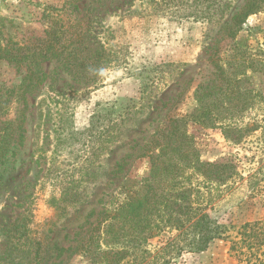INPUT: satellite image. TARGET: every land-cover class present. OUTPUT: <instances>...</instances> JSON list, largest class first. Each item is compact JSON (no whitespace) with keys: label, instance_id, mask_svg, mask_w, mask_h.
Instances as JSON below:
<instances>
[{"label":"rangeland","instance_id":"obj_1","mask_svg":"<svg viewBox=\"0 0 264 264\" xmlns=\"http://www.w3.org/2000/svg\"><path fill=\"white\" fill-rule=\"evenodd\" d=\"M244 1L237 0L231 14ZM63 2L0 0V16L7 27L5 37H10L23 53L45 48L52 27L64 31L59 43L50 50L49 60L41 65L47 80L29 96L22 142H13L0 164V264H30L36 242L42 246L44 264H90L88 258L78 253L88 230V213L101 209V201L118 189L124 173H129L130 177L147 173V159L138 157L141 146L166 115L189 112L196 105L192 97L196 85L205 78H213L209 63L212 41L205 37V22L171 14L170 17L153 14L147 0H74L78 11L67 5L61 9ZM45 6L58 10H48L52 16L45 18ZM246 25L260 26L264 30V12L249 16ZM85 28L88 31L86 41L78 43ZM247 31L242 34L248 36L250 47L255 51L261 47L264 51L261 32L257 37H249ZM68 41L73 42L63 54H58L59 44ZM101 46L110 47L118 60L99 71L101 83L96 89L87 88L72 76L78 67H66L64 59L71 48L77 57L87 55L89 58L88 55L92 56ZM163 63L172 66L160 71ZM172 69L175 70L169 75ZM25 73L24 62L0 59V89L18 86ZM160 75L166 81L159 84L158 97L152 100L151 106L141 108L143 84ZM262 81L263 78L256 76L250 83L242 82L240 88L255 90ZM41 101H44L45 116L38 143L34 145ZM259 107L257 102L250 105L237 123L251 124L260 116ZM120 118L125 123H121L118 141L104 152L95 179L86 185L87 197L68 215L60 214L48 202L52 195H59L56 182L60 180L44 177L53 152L52 161L58 175L67 177L74 167L87 163L84 157L89 156L98 142L95 129L107 127ZM91 126L95 128L89 135L86 130ZM189 130L194 133L201 159L230 158L237 164L242 179L214 204L211 211L212 215L229 223L225 236L211 242L202 252L183 254L175 264H264V181L256 184L254 194L248 183L249 175L261 166L260 159L264 160L262 131L257 130L234 144L217 126L191 124ZM60 133L65 138L56 142L55 137ZM127 155L130 157L125 159L123 172L118 174L117 165ZM25 215L29 219L28 234L23 237L18 252L12 253L5 237L6 229ZM245 222H256L254 239L240 234ZM162 237L166 238L167 234ZM155 241L157 238L153 243Z\"/></svg>","mask_w":264,"mask_h":264},{"label":"trees","instance_id":"obj_2","mask_svg":"<svg viewBox=\"0 0 264 264\" xmlns=\"http://www.w3.org/2000/svg\"><path fill=\"white\" fill-rule=\"evenodd\" d=\"M236 1L147 0L146 4L153 9V14H166L169 17L171 14L206 23L204 34L212 41L209 63L213 68V78H205L196 85L192 91L196 105L189 112L166 115L161 125L141 146L138 157L147 159V173L140 177H130L129 173H124L118 189L101 201V209L88 213L86 223L89 226L78 253L88 258L90 264H175L183 254L202 252L211 242L225 236L229 223L222 221V217L212 215L211 211L214 204L242 176L237 164L230 158L215 161L201 159L194 133L190 132L189 127L191 124L217 126L225 138L234 144H239L245 136L257 130L262 131L264 138V51L261 47L253 50L248 43V36L242 34L248 30L249 37H257L259 32L264 36L260 26L246 25L249 16L264 12V0H245L231 14ZM66 5L73 11L79 10L74 0H64L61 9ZM48 10L58 8L45 6L43 17L52 16ZM6 29L5 19L0 16V59L24 62L26 73L18 86L0 89V164L10 145L22 142L29 96L47 80L41 65L49 60L52 54L50 50L56 47L64 33L52 27L45 48L23 53L19 47H15L10 37H5ZM87 34L85 28L78 43L86 41ZM72 42L59 44L58 54H63ZM87 47L84 45L86 50ZM72 50L64 59L66 67H78L73 78L91 89H96L101 83L99 71L118 60L110 47L101 46L92 52V56L88 55L89 58L87 55L79 58ZM170 66L171 63H163L159 69L161 71ZM256 76L263 78L258 89L240 88L242 82L250 83ZM164 80L165 77L160 75L143 84L141 108L152 105V100L158 97L159 84L165 83ZM255 102L259 103L260 116L254 118L251 124L239 125L237 120ZM43 103L41 101L37 109L38 129L34 145L38 143L40 126L45 116ZM123 119L114 120L100 130L95 129L98 142L89 151V156L84 157L87 163L74 167L67 177L58 175L52 161L53 152L44 177H58L60 180L56 182L59 195H52L48 200L60 214L68 215L87 197L86 185L95 179L104 152L118 141L121 123H125ZM94 128H88L87 134H92ZM63 137L61 133L57 135L56 142L62 141ZM129 157L127 155L118 163V174L123 172L125 159ZM260 160L261 166L249 175L251 194L256 191V184L260 180L264 181V160ZM259 173L262 175L257 178ZM91 218L94 219L90 221ZM28 221L25 215L7 227L5 237L12 253L18 252L23 237L28 234ZM255 225L256 222H245L240 227V234L254 239ZM165 234L167 237L163 239ZM156 238L157 241L153 243ZM41 251V244L36 242L30 264H44Z\"/></svg>","mask_w":264,"mask_h":264}]
</instances>
